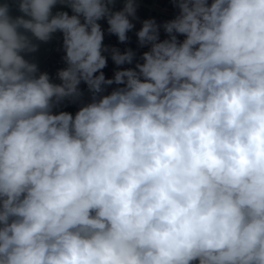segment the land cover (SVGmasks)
<instances>
[{
  "label": "clouds",
  "instance_id": "obj_1",
  "mask_svg": "<svg viewBox=\"0 0 264 264\" xmlns=\"http://www.w3.org/2000/svg\"><path fill=\"white\" fill-rule=\"evenodd\" d=\"M170 3L0 0V264H264V0Z\"/></svg>",
  "mask_w": 264,
  "mask_h": 264
},
{
  "label": "built area",
  "instance_id": "obj_2",
  "mask_svg": "<svg viewBox=\"0 0 264 264\" xmlns=\"http://www.w3.org/2000/svg\"><path fill=\"white\" fill-rule=\"evenodd\" d=\"M139 8L138 11L147 15L148 18H157L162 20L171 19L174 17L176 10L173 8L170 0H138ZM106 27V23H105ZM140 24L136 23V30H138ZM131 37L130 45L134 50H137L136 46V38L134 33H129ZM163 35V34H162ZM105 43L116 45V38L107 37ZM60 38L59 36H55L53 40L48 44H43L42 46V54L40 58V62L38 63L39 69L41 72H48L52 77L53 81L59 83L58 80L55 79V74L58 69L64 67V63L61 59L63 52L60 50ZM123 49L124 45H117ZM143 51V50H138ZM114 65L109 59L108 67L104 70L108 77H111L113 74ZM83 88L84 85H81Z\"/></svg>",
  "mask_w": 264,
  "mask_h": 264
},
{
  "label": "water",
  "instance_id": "obj_3",
  "mask_svg": "<svg viewBox=\"0 0 264 264\" xmlns=\"http://www.w3.org/2000/svg\"><path fill=\"white\" fill-rule=\"evenodd\" d=\"M137 15L140 17L141 20L148 18L146 14H144V13H142L140 11H137ZM163 21L164 20H162V19H157L158 23L163 22ZM37 43H39V42H37ZM42 46H43V44H40L39 45V50L36 53L29 54L26 57H28L29 59H33V60H38L36 63H39L40 62V58H41V54H42Z\"/></svg>",
  "mask_w": 264,
  "mask_h": 264
},
{
  "label": "crops",
  "instance_id": "obj_4",
  "mask_svg": "<svg viewBox=\"0 0 264 264\" xmlns=\"http://www.w3.org/2000/svg\"><path fill=\"white\" fill-rule=\"evenodd\" d=\"M77 105H73V104H68L66 106H63L61 110H65V111H70L72 113H75V111L77 110Z\"/></svg>",
  "mask_w": 264,
  "mask_h": 264
},
{
  "label": "rangeland",
  "instance_id": "obj_5",
  "mask_svg": "<svg viewBox=\"0 0 264 264\" xmlns=\"http://www.w3.org/2000/svg\"><path fill=\"white\" fill-rule=\"evenodd\" d=\"M26 58H28V57H26ZM29 59V58H28ZM33 60V59H32ZM35 62H37L38 60H34Z\"/></svg>",
  "mask_w": 264,
  "mask_h": 264
}]
</instances>
